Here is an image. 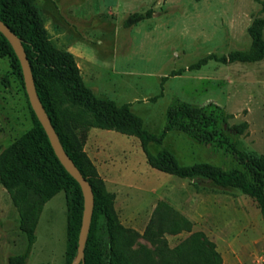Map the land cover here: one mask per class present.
Wrapping results in <instances>:
<instances>
[{
    "label": "rangeland",
    "instance_id": "374dc122",
    "mask_svg": "<svg viewBox=\"0 0 264 264\" xmlns=\"http://www.w3.org/2000/svg\"><path fill=\"white\" fill-rule=\"evenodd\" d=\"M35 3L49 38L59 49L74 54L86 85L100 98L119 105L131 103L150 132L160 134L174 108H205L214 123L208 127L213 138L201 142L176 127L161 144H149L154 154L167 149L182 165L208 162L225 171L239 169L253 180L243 158L264 157V58L228 63L210 59L198 68L191 66L210 54L250 50L248 27L254 18L264 16L261 2ZM148 10L153 11L151 17L125 25L130 14ZM31 107L12 60L0 58V152L33 128ZM244 121L248 123L244 131H236L234 126ZM75 131L107 190L115 194L117 219L139 233L133 248L148 249L154 264H163L158 244L163 246L165 241L163 249L168 252L190 235L187 231L159 235L153 217L160 201L187 216L192 231H203L216 243L222 264H264V220L253 197L202 177L181 178L152 167L136 136L82 124ZM66 252L65 191L44 204L36 240L29 247L18 210L0 182V264H9L12 255L24 254L26 264H66Z\"/></svg>",
    "mask_w": 264,
    "mask_h": 264
},
{
    "label": "trees",
    "instance_id": "16d2710c",
    "mask_svg": "<svg viewBox=\"0 0 264 264\" xmlns=\"http://www.w3.org/2000/svg\"><path fill=\"white\" fill-rule=\"evenodd\" d=\"M262 3L264 12V1ZM153 14L134 12L125 25L136 24ZM0 19L21 38L27 53L37 93L55 127L63 150L76 168L89 181L94 194L93 214L85 245L84 264H154L148 249H134L139 233L126 228L114 213L115 194L108 191L98 169L78 137L75 126L116 130L139 138L147 162L154 168L181 178L202 177L226 188H239L253 197L264 220V157L243 158L249 165L253 180L244 171H225L208 162L182 165L167 149L154 154L150 143L161 144L166 134L176 127L198 141L213 138L204 107L182 105L169 111L168 123L160 134L144 127L143 118L131 109V103L118 104L110 98H100L86 85L74 54L61 50L48 36L43 17L35 0H0ZM264 16L254 18L248 27L252 45L248 51H232L227 55L210 54L191 66L200 67L210 59L228 62H255L264 58ZM9 57L24 83L22 66L16 50L0 31V58ZM167 78L165 76L163 81ZM25 85V83H24ZM156 97H153L155 100ZM33 128L14 140L0 152V182L8 191L20 217V229L26 235L29 247L36 240V229L44 204L61 190L67 203L66 264L77 254L82 219L85 209L83 186L57 157L45 128L31 107ZM246 121L235 125L240 133ZM153 221L159 235L190 232L171 250L158 244L156 249L163 264H222L223 258L216 243L203 231H192L193 223L165 201H160ZM164 240V239H163ZM168 256V259H167ZM26 254L12 255L9 264H26Z\"/></svg>",
    "mask_w": 264,
    "mask_h": 264
},
{
    "label": "water",
    "instance_id": "95a60500",
    "mask_svg": "<svg viewBox=\"0 0 264 264\" xmlns=\"http://www.w3.org/2000/svg\"><path fill=\"white\" fill-rule=\"evenodd\" d=\"M0 31L9 39V41L13 44L16 50V53L18 55V58L22 66L24 83L28 97L39 120L41 121V123L45 128V131L50 139V142L52 144V147L54 148L57 157L65 165V167L71 173V175L83 186L85 193V209H84L82 226L79 236L78 254L75 258V261L76 264H84L85 245L88 237V232L90 229L93 207H94V194L92 191L91 184L76 168L72 160L68 157L66 152L63 150V147L61 146L55 127L52 124L51 118L47 113L35 88L30 62L21 38L16 36L9 28V26L5 24L1 19H0Z\"/></svg>",
    "mask_w": 264,
    "mask_h": 264
}]
</instances>
